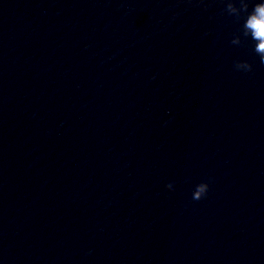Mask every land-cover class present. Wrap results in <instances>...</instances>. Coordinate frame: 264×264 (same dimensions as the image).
Segmentation results:
<instances>
[{"label":"clouds","instance_id":"clouds-1","mask_svg":"<svg viewBox=\"0 0 264 264\" xmlns=\"http://www.w3.org/2000/svg\"><path fill=\"white\" fill-rule=\"evenodd\" d=\"M248 7L247 0H239V7L232 0H229L226 11L229 15H233L239 19L242 13H248ZM242 37L244 39L250 37L252 40L258 41L254 45V52L259 56L260 63L264 65V2L256 3L252 11L247 14L242 26ZM242 37L241 35L234 36L231 43L240 45L242 43ZM234 68L237 71L251 72L252 64L247 61H236ZM165 187L171 191L174 186L172 183H169ZM209 187L208 182L202 181L198 183L192 192V199L194 201L204 199L209 191Z\"/></svg>","mask_w":264,"mask_h":264}]
</instances>
